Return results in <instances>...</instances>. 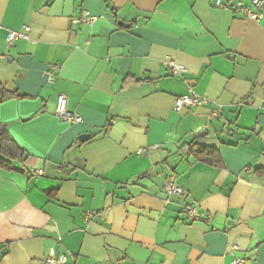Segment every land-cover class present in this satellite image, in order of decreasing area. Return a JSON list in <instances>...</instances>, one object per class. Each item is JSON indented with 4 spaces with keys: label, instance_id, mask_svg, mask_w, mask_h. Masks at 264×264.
Returning <instances> with one entry per match:
<instances>
[{
    "label": "crops",
    "instance_id": "crops-1",
    "mask_svg": "<svg viewBox=\"0 0 264 264\" xmlns=\"http://www.w3.org/2000/svg\"><path fill=\"white\" fill-rule=\"evenodd\" d=\"M216 1L0 0V83L21 97L0 122L27 156L0 166V264H264V18ZM83 10L100 20L73 26ZM191 93L207 103L176 110Z\"/></svg>",
    "mask_w": 264,
    "mask_h": 264
},
{
    "label": "built area",
    "instance_id": "built-area-1",
    "mask_svg": "<svg viewBox=\"0 0 264 264\" xmlns=\"http://www.w3.org/2000/svg\"><path fill=\"white\" fill-rule=\"evenodd\" d=\"M216 5L220 8L227 10H234L236 12L242 13L249 20H253L256 22H261L264 18V0H251L250 4H246L243 0H238L236 2H227L224 4L222 0H217ZM100 20V17L92 15L90 12L83 10L80 15L74 16L71 18V24L73 26H91L97 23ZM29 28L26 27L23 32H10L9 40H18V39H28L29 38ZM170 67V74L173 76H181L186 73V68L182 65L176 64L174 62L168 63ZM53 69L58 70V67H54ZM54 75H49V81L54 80ZM207 103L206 99L193 95L192 93L187 96H182L177 98L176 100V110H181L187 107H199L203 106ZM56 113L59 119L65 123L71 124H80L82 123V118L73 114L68 109L67 98L64 95H60L57 101ZM221 113V110H217L214 112V117H218ZM157 149L156 146L149 148L148 150H142L140 154H146L151 150ZM41 174V173H40ZM164 192L168 198L172 197H184L186 195L184 189L177 183L175 176H172L168 182L165 184ZM186 215L188 216L190 221L199 220L200 215L197 211V208L194 206L187 205L184 209ZM87 216L91 217L92 214H87ZM234 250H237L238 247L236 245L233 246ZM66 256L58 255L55 256L52 254L46 260V264H66ZM232 264H244V259L237 258Z\"/></svg>",
    "mask_w": 264,
    "mask_h": 264
},
{
    "label": "trees",
    "instance_id": "trees-1",
    "mask_svg": "<svg viewBox=\"0 0 264 264\" xmlns=\"http://www.w3.org/2000/svg\"><path fill=\"white\" fill-rule=\"evenodd\" d=\"M138 83V82H136ZM13 98H21L17 94L7 91L2 84L0 83V105L5 101ZM109 126L101 132L105 133ZM181 152L189 153V155L193 156L195 160L203 163H207L213 166H219L220 164V156L219 153L212 148L199 146L195 143H191L188 145H184L180 148ZM0 155L2 159H0V166H7L10 168L9 162L17 161L24 162V157L26 155L25 150H23L19 145L15 142L12 136L9 134L7 130V126L0 122Z\"/></svg>",
    "mask_w": 264,
    "mask_h": 264
},
{
    "label": "water",
    "instance_id": "water-1",
    "mask_svg": "<svg viewBox=\"0 0 264 264\" xmlns=\"http://www.w3.org/2000/svg\"><path fill=\"white\" fill-rule=\"evenodd\" d=\"M91 138V135H89V134H85V135H82L81 136V141H87V140H89ZM27 158V156L25 157V159Z\"/></svg>",
    "mask_w": 264,
    "mask_h": 264
}]
</instances>
